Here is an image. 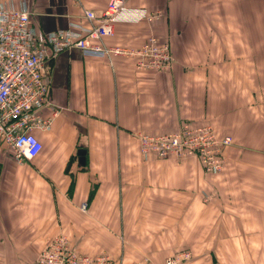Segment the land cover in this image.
<instances>
[{"label":"crops","instance_id":"crops-1","mask_svg":"<svg viewBox=\"0 0 264 264\" xmlns=\"http://www.w3.org/2000/svg\"><path fill=\"white\" fill-rule=\"evenodd\" d=\"M0 1H27L32 23L53 31L85 22V9L101 14L109 0ZM129 5L160 16L117 23L106 42L138 48L155 35L170 43L172 67L140 69L135 58L77 47L48 64L42 113L52 120L35 131L43 150L23 163L0 151V264H38L58 233L118 264H164L182 250L194 264H264V0ZM185 122L233 137L222 172L206 173L197 157H144L136 131Z\"/></svg>","mask_w":264,"mask_h":264},{"label":"built area","instance_id":"built-area-1","mask_svg":"<svg viewBox=\"0 0 264 264\" xmlns=\"http://www.w3.org/2000/svg\"><path fill=\"white\" fill-rule=\"evenodd\" d=\"M159 16V12L147 7L129 5V0H109L101 14L85 9V22L71 21L67 28L44 31L32 23L27 1L20 7L0 1V151L23 163L43 150L44 144L35 131L48 129L52 120L42 113L51 103L47 67L65 50L77 47L86 56L109 60L135 58L140 69L169 70L174 61L173 51L168 42L160 41L155 35L138 48L106 42L115 36L117 23L151 22ZM135 136L146 159L152 154L176 160L197 157L209 174H218L224 169L225 150L233 143L232 136L220 135L208 122H185L176 131L159 134L136 131ZM81 208L86 211L87 204ZM37 263L118 264L107 255L81 253L64 233L48 240ZM136 264H149V260ZM164 264H194L193 253L182 250L166 257Z\"/></svg>","mask_w":264,"mask_h":264},{"label":"water","instance_id":"water-1","mask_svg":"<svg viewBox=\"0 0 264 264\" xmlns=\"http://www.w3.org/2000/svg\"><path fill=\"white\" fill-rule=\"evenodd\" d=\"M78 154H79V161L81 164H85V154H86V150L81 148L79 151H78Z\"/></svg>","mask_w":264,"mask_h":264},{"label":"trees","instance_id":"trees-1","mask_svg":"<svg viewBox=\"0 0 264 264\" xmlns=\"http://www.w3.org/2000/svg\"><path fill=\"white\" fill-rule=\"evenodd\" d=\"M143 21H146V20H143ZM143 21H140V22H137V23H141V22H143ZM154 21H155V20H154ZM148 22H149V21H148ZM151 22H152V21H151ZM168 43H169V42H168ZM169 44H170V43H169ZM170 46H171V45H170ZM171 49H172V47H171ZM227 150H228V149L225 150V153H226V154H227ZM203 169H204V168H203ZM221 172H222V171H221ZM210 197H211V195H210ZM210 199H211V198H210ZM192 253H193V252H192ZM194 258H195V257H194V253H193V261H194ZM149 264H151V263H149Z\"/></svg>","mask_w":264,"mask_h":264}]
</instances>
